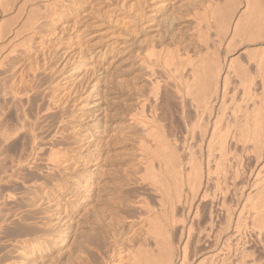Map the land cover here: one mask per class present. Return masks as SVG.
<instances>
[{
    "label": "rangeland",
    "instance_id": "374dc122",
    "mask_svg": "<svg viewBox=\"0 0 264 264\" xmlns=\"http://www.w3.org/2000/svg\"><path fill=\"white\" fill-rule=\"evenodd\" d=\"M225 5L229 7L232 5L233 9L229 8V10L233 11H228L229 15H226L229 16L228 20L226 17L227 22H223L222 24L220 22L221 20H219L221 19L220 11ZM262 6L264 10V0ZM245 7V0L55 1V5L46 11L47 14L45 13V16L41 20L43 21V27L41 28L43 30V36H41V40H34L35 42H32L31 45L34 46L33 44H35V46L30 50V53L19 55V58L8 61L6 63L7 65H5L7 67L0 68V77L2 78L0 79L7 85L9 83L10 85L13 83H23L32 92H35V94L33 93V99L39 97V100H34L36 104L33 102V99L31 100L33 104L27 103L28 106L32 105L31 108L26 106L27 110L29 108L27 112H29L28 115L31 116H29L31 119L39 117L37 122L39 119L40 121L37 123L38 125L36 124V129L38 130V127L40 131L43 129L41 131L42 133L39 131L41 133L39 137L41 138L42 148L46 146L44 150L42 149V156H40L38 161L34 162V164L32 163L33 166H29V164L20 165L22 170L21 167L13 165L8 154L16 158L21 155V148L26 149L27 144H25L26 141L23 135H20V138L17 137L11 140L6 145L7 147L4 149L8 151L7 156H2L3 158L0 156V169L4 167V169L2 168L0 170V264H136L137 262V264H166L165 257L163 258L162 253L168 245L172 248L171 251H173L174 257L180 256L181 247H178L177 243L181 235V225L179 226L181 223H176L175 220V229L172 228L169 232L164 231L165 233L163 234H169V236H165L166 238L169 237V239L163 238V235L160 237V233L163 230L158 231L164 219L158 214L159 211L157 208L159 204L157 205L158 201L156 200V198L158 199V194L151 192L153 190L149 189L151 187L148 184L150 183L148 179L152 170L151 166L153 167L152 175L153 172L158 171L157 166L159 164L155 162L158 160L154 158L153 163H150L151 166H149V163L147 165L143 160H138L139 157L137 158L136 156H139V154L136 155L137 150L135 148L133 149L131 141L124 143L121 140L122 124L127 118V115L144 100L150 91L151 84L147 82L150 77L145 73L147 72L146 68L140 65L139 60H146L147 57L144 55L151 49L148 46L154 47L151 50H154L153 52L156 56L159 54L158 52L161 53L158 55L161 60L164 57L167 59L171 57L167 60L168 64L164 69L162 68L164 66L163 60V64L161 63L160 65V63L157 64L155 63L156 61L153 60V62L148 58L151 63L153 62L155 64L154 66L156 67L153 66L154 70L157 69L154 71V77L157 78V75H159L161 80L167 79L168 76V79L172 78L171 74L174 73L169 74V72H171L170 70L172 68L173 70L175 68L171 64L176 66L177 71L180 67H183L180 68L181 72H177L178 75L188 73L187 71L192 68V65L193 67L199 66L201 71L203 69L202 72L204 74L212 66L210 71H215L216 66L220 70H223V74L225 73V76H228L226 82L230 84L227 87L230 93L228 91L227 94L231 96L227 95L225 96L226 98L224 97L226 104L223 103V106L225 110L222 109L223 113L228 115V117L226 115L225 117L223 114L222 120H227L230 117L227 123L233 122L234 120L239 121L247 111V120L251 122L250 116L252 112L258 109L257 107H260L262 102L259 109L262 108L264 110V99H261V96L264 98V32L256 41L249 40L248 35L245 32H240L237 28H235L236 31L234 32L233 16H238L240 13H243ZM253 9L255 11L254 14H257V9L254 7L249 11ZM211 17H214V20ZM216 20L220 23L221 28H219ZM223 26L227 27L222 29L224 28ZM221 30H223V34ZM236 32H240V34H236ZM203 36L208 39H204ZM250 38H254V36H250ZM205 44L208 46L206 45V47ZM201 46L203 49L200 48ZM36 49L37 51H34ZM165 51L168 54L164 53ZM172 58L174 59L173 62L170 61ZM183 59L185 60L183 61ZM168 61L172 62L170 63L172 68ZM201 62H203L202 66L205 65L203 68L200 66ZM213 62L214 64L218 63V65H214ZM13 64L15 65L13 66ZM207 65H210L208 66L210 68ZM27 67L30 69L28 70ZM247 81L250 82V85ZM242 82L244 83L243 85L241 84ZM245 85L249 86V88L247 87L248 90L250 89L249 91L252 90L251 88L254 85L252 91L257 97L253 98L255 96L252 94L253 92H249L248 94V90H244L247 89L244 88L246 87ZM234 87L236 88L235 91ZM245 91L247 94H245ZM250 94L253 96H250ZM259 96L260 100H263L262 102L260 101V104L258 102ZM244 97H247L246 99H249L251 102ZM251 97L256 104H252L253 100ZM242 99H244V102ZM23 102L25 103V99ZM136 102H139V104ZM58 104L62 107H58ZM46 107L48 110L43 109ZM89 108L95 109L96 114L104 115L102 120L105 123V127L103 132H99V135H91L88 130H85V128L87 129ZM244 108L245 110L242 111ZM229 114L236 115L230 116ZM239 115H241L240 118ZM231 118L235 119L231 120ZM11 119L10 121H13ZM222 122L226 123V121ZM225 123L221 124V127L223 126L222 129L226 127L224 126L226 125ZM57 124H62V128L60 127V129L63 133L61 130L59 132L57 131L55 134L56 139L54 141L51 140L53 142L56 141V144H51L50 135L55 130L54 128H57ZM94 129L92 128V131ZM60 132L61 134L58 135ZM45 136L46 138H44ZM50 144L55 145L56 151L58 150L52 163L48 159H45V157L48 158L47 153L50 152ZM248 144H252V142H248ZM8 145H11V148L9 147L10 149ZM192 145L194 154H196L192 156L193 158L197 156L194 159L192 158V160L197 162L199 152L195 148V144L192 143ZM251 146L248 148L251 149ZM237 148L238 153L240 148ZM152 149L154 147L150 150L152 151ZM10 151L12 154L9 153ZM232 155L230 165L234 163L231 165V169L233 168L235 170L230 169L227 171L226 175L230 176L224 179L226 181L225 185L221 183L220 186L222 187V192L228 191L225 194L227 199L225 200L228 202V207L234 217L228 227L222 217L219 216V219L217 217L218 220H216L215 227L217 229L220 228V232L216 236L217 240L213 237L208 243L202 238L204 234H201V229L208 225L209 214L212 213L213 216L219 215L217 213V207L214 206L215 208H211L209 206L210 201L208 197L201 200H191L193 202H191L192 204L188 201L185 203L186 206L185 204H176L173 210L175 212L172 211V214L177 216L178 219H180L179 216L182 218V223L186 226L190 221V210L192 208L195 209L194 205L197 210L199 209L197 211V217L192 222L194 226L192 225L190 239L193 238V241L191 240L188 244V247L190 246L187 248L189 254L188 251L186 252L187 257L189 256V260L187 259L188 264H219V259L218 261L217 259H213L214 253L217 251V248L223 245L225 239L228 240L225 242H229L231 239H234L233 236L235 235H237L235 236V241L233 240V242L231 240V244H236V247L238 246L239 248H237L240 251L245 249L243 252H246L245 255H247L241 264H264V150L257 156L258 158L253 155L246 156L242 154L244 155L242 156L240 153L239 155ZM234 155L238 157L235 156L238 160L233 159ZM141 165L143 167L145 166L146 169V166H149L151 168L148 167L150 171L147 169L146 171L149 172L146 173L145 168ZM140 174L142 176L146 175V178H143ZM10 175L14 176L11 177ZM210 185L208 188L209 194L212 192ZM211 186L214 187L213 184ZM226 186L227 191L224 190ZM183 187L186 191L188 190L187 185H183ZM213 187L212 190L214 189ZM145 204L152 211L153 209L154 211L156 210L157 217L155 220L161 217L158 221L162 222H160L161 225L158 222L152 221L154 219L148 220L149 222L147 221V214L143 208ZM188 204L193 206L187 212V208H190ZM254 204L255 206H253ZM256 205L258 209H255ZM245 213H248V215ZM167 214L168 216L170 215L169 212ZM142 216L146 218L144 217L145 219L143 220ZM175 216L174 218L177 219ZM247 216L250 217L248 218ZM154 222L159 226L157 227L159 229L155 230L156 225ZM245 222L247 223L245 224ZM28 224L29 226H27ZM147 224L151 225V228ZM185 226L181 237H185ZM259 226H262L263 230ZM148 228L151 230H148ZM62 229H64V232ZM155 231H158L159 234ZM154 234L156 239L160 238L155 240ZM211 241L212 245H210ZM157 243H160L158 244L159 246H155ZM246 249L249 250L246 251Z\"/></svg>",
    "mask_w": 264,
    "mask_h": 264
},
{
    "label": "bare ground",
    "instance_id": "6f19581e",
    "mask_svg": "<svg viewBox=\"0 0 264 264\" xmlns=\"http://www.w3.org/2000/svg\"><path fill=\"white\" fill-rule=\"evenodd\" d=\"M55 1L56 0H0V68L3 67H7L5 65H7L6 63L8 61H12L14 60V58H19L18 56L26 54V53H30V50L33 49V47L35 46V44H33L34 46H32V42L34 43V40H41V36L42 35V23L43 21L42 18L45 16L46 11H48L49 8L53 7L55 5ZM171 2V1H170ZM154 5V4H153ZM229 5V4H228ZM263 0H245V9L243 10V13H240L238 16H233V20H234V29L237 28L240 32H245L248 35V39L249 40H257V38H259L262 33L264 32V10H263ZM163 6V5H162ZM230 6V5H229ZM229 6H223L220 13H221V20L220 22L223 24V22H227L226 21V17L228 20L229 16H226L227 14L229 15L228 11L229 8H232ZM255 8L257 9L256 13L254 14L255 11L254 9L249 11L251 8ZM154 8V6H153ZM228 8V10H227ZM233 9V8H232ZM54 11V10H53ZM233 11V10H232ZM231 11V12H232ZM155 12V11H154ZM228 12V13H227ZM239 13V12H238ZM47 14V13H46ZM219 14V13H218ZM204 16V15H203ZM231 16V15H230ZM219 17V16H218ZM225 17V18H224ZM204 18V17H202ZM214 20V17H211ZM232 19V16L230 17ZM203 20V19H202ZM206 20V19H205ZM210 20V19H209ZM218 20V19H217ZM216 20V23H218ZM201 21V19H200ZM208 21V20H207ZM231 21V20H230ZM197 22V21H196ZM204 22V21H203ZM195 23V22H194ZM198 24V23H197ZM220 23H218L219 25ZM227 25V24H225ZM221 25H219V28ZM196 27V26H195ZM224 27V26H223ZM227 27V26H225ZM222 28V29H225ZM153 28V27H152ZM218 28V29H219ZM207 29V28H205ZM204 29V30H205ZM215 30V29H214ZM217 30V28H216ZM237 30V31H238ZM218 31V30H217ZM223 30H221L222 32ZM228 31V30H226ZM225 31V32H226ZM236 31V29L234 30V32ZM203 32V31H202ZM207 32V31H206ZM219 32V31H218ZM233 32V33H234ZM240 32H236L240 34ZM200 33V31H199ZM218 34V33H217ZM223 34V32H222ZM226 34V33H224ZM204 35V34H203ZM233 36V35H232ZM235 36V34H234ZM250 36H254V38H250ZM204 37V36H203ZM201 38V37H198ZM211 38V37H210ZM216 38V37H215ZM234 38V37H233ZM196 39V38H195ZM204 39H206L204 37ZM208 39V38H207ZM206 39V40H207ZM39 40V41H40ZM200 40V39H199ZM204 40V41H206ZM210 40V39H209ZM208 40V41H209ZM219 40V38H218ZM215 41V40H214ZM230 41V40H229ZM232 42V41H231ZM157 43V42H156ZM203 43V42H202ZM205 43V42H204ZM211 43V42H210ZM214 43V42H213ZM219 43V42H218ZM149 44V42H148ZM40 45V44H39ZM151 45V44H150ZM204 45V44H203ZM207 44H205L206 46ZM221 45V44H220ZM157 46V45H156ZM155 46V49H156ZM204 46V48H205ZM208 46V45H207ZM206 46V47H207ZM210 46V45H209ZM229 46V45H228ZM147 47V46H146ZM151 49H154V47H150ZM218 47V46H217ZM36 48V47H35ZM202 48V46L200 47ZM39 49V48H38ZM148 51L147 54L145 51V55L147 58L146 60L144 59H139L140 60V65L144 66L146 68L145 73H147L149 78V81L147 80V82H149V84H151L150 88H149V92L148 95L144 98V100L139 104V102H136L137 104H139L138 106H136L135 109H133L128 115L127 118L124 120L123 124H122V128H121V140L125 142L127 141H131V144L133 145V149L135 148L136 151V155L139 154V156H136L137 158L139 157L138 160H143V162H146V164L148 165V163L152 164L154 158H156L158 161V171L156 172L155 170H157L156 168H154L155 172L152 173L153 167L151 166V164L149 166H151L152 170L150 172V177L149 175H147L149 177V182L148 184H150L149 189H152L153 191L151 192H156L158 194V199L156 198V200L158 201L157 205L159 204V207L157 208L159 211V216H161L164 221L163 224L161 225L159 221V219H161V217L156 221L155 218L157 217L156 213L153 209H149V207L147 206V204H145L143 206L146 214H147V221L148 220H152L155 222H158V224L160 223L161 227L160 230H163V232L160 233V237L161 235H163V238H166L165 236L169 234L165 233V232H169L172 228L176 227L175 225V220L176 223L180 222L181 224H179V226L181 227V235L183 233V229L184 226L183 225V220L182 218L179 216L180 219H178L177 216H175L174 214H172V211L174 210L176 204H185L188 201L190 202V204H192L193 202L191 200H201V199H205V197L209 198V206L212 208L217 207V213H219V215L213 216L212 213L209 214L208 216V225L207 227H204L201 232V234L204 236L202 237L205 241H209L211 240V238H216V236H218L219 232H220V228H216V220L219 219V216L223 218L224 223L226 224V226L228 227L230 225V223H232V218L233 213L231 212L230 208L228 207V202H226V196L225 194H227V186L224 189L227 192H222V187L220 186L221 183L222 185H225V180L227 176L230 175H226L227 171H229L231 169V165L234 164L232 163L230 165V160L231 157H233L232 154H236L239 155V153L242 155H253V156H259L262 151L264 150V110L261 108L262 105V101L260 100V96H259V104L261 103L260 107L258 106V109H255L250 118H251V122L248 121V111L245 113V115L242 117V119L238 120H234L233 118H231V120H234L233 122H228V119H230V117L226 120H222L223 119V110H225L224 108V104H226L224 102V97L227 96L228 94V85L226 80H228V76L226 77L225 73L223 74V70H220L219 67H215V71H210L211 68L213 67L211 64V68L208 67L210 65H207L208 68H210V70H207V68L205 67L204 70L206 71V73L204 74L201 71V68L198 67H193V65L191 66L192 68H190L189 71H187L188 73L186 74H182V75H178V71H180V68L183 67H178V71L176 69V66H174L173 64H171L175 70H173V68L171 67L170 63L173 62V58L172 62H169L170 67L172 68L169 72V74L172 75V78L168 79L169 76L167 77V79L161 80V78H159V75H157L158 77L155 78L154 77V66L155 64L153 63L154 61H156L155 63L161 65L162 60H163V65L162 68L164 69L165 66L168 64L167 63V58H163L162 60L160 59V56L158 57L159 54H161L160 52H158L159 54L156 56V54H154V50ZM158 49V48H157ZM171 49V48H168ZM203 49V48H202ZM213 49V48H212ZM146 50V49H145ZM177 50V49H176ZM180 50V49H179ZM207 50V49H206ZM34 51H37L34 50ZM160 51V50H158ZM198 51V50H197ZM205 51V50H204ZM210 51V50H209ZM212 51V50H211ZM215 51V49H214ZM177 52V51H176ZM157 53V51H156ZM164 53H167L166 51ZM170 53V52H169ZM208 53V52H207ZM213 53V52H212ZM46 54V53H45ZM168 54V53H167ZM166 54V55H167ZM173 54V53H172ZM179 54V53H178ZM201 54V53H200ZM215 54V53H214ZM136 55V54H135ZM155 55V56H154ZM162 55H164L162 53ZM170 55V54H169ZM177 55V54H176ZM183 55V54H182ZM188 55V54H187ZM199 55V54H198ZM41 56V55H40ZM39 56V57H40ZM172 56V55H171ZM175 56V55H174ZM184 56V55H183ZM182 56V57H183ZM193 56V55H192ZM208 56V55H207ZM211 56V55H210ZM50 57V56H49ZM153 57V58H152ZM158 57V58H156ZM163 57V56H161ZM169 57V56H167ZM178 57V56H177ZM205 57V56H204ZM212 57V56H211ZM137 58V57H136ZM153 61L151 63V61ZM190 58V57H188ZM202 58V57H201ZM210 58V57H209ZM206 58V59H209ZM24 59V58H23ZM138 59V58H137ZM176 59V58H175ZM204 59V58H203ZM205 59V60H206ZM19 60V59H18ZM28 60V59H27ZM185 59H183L184 61ZM187 60V59H186ZM197 60V59H196ZM210 60V59H209ZM215 60V59H214ZM160 61V62H159ZM179 61V58H178ZM202 61V60H199ZM212 61V60H211ZM14 62V61H13ZM16 62V61H15ZM135 62V61H134ZM198 62V61H197ZM206 62V61H205ZM204 62V63H205ZM208 62V61H207ZM218 62V61H217ZM231 62V61H230ZM33 63V62H32ZM138 63V62H137ZM175 63V61H174ZM185 63V62H184ZM192 63V61H191ZM202 63L200 64V66H202ZM216 63V62H215ZM19 64V63H18ZM22 64V63H20ZM24 64V62H23ZM26 64V63H25ZM178 64V63H177ZM188 64V63H187ZM186 64V65H187ZM196 65H198L195 62ZM214 64V62H213ZM233 64V63H231ZM235 64V62H234ZM10 65V64H9ZM15 64H13L14 66ZM176 65V64H175ZM191 65V64H190ZM189 65V67H190ZM195 65V66H196ZM214 65H218L214 64ZM259 65V64H258ZM12 66V67H13ZM17 66V65H16ZM26 66V65H25ZM154 66V67H153ZM188 66V65H187ZM186 66V67H187ZM205 66V65H204ZM202 66V68L204 67ZM233 66V65H232ZM10 67V66H9ZM20 67V66H19ZM35 67V66H34ZM168 67V66H167ZM168 67V68H170ZM229 67V66H228ZM227 67V68H228ZM260 67V66H259ZM28 68V67H27ZM142 68V67H141ZM219 68V69H218ZM226 68V67H225ZM233 68V67H232ZM235 68V66H234ZM30 68H28L29 70ZM143 69V68H142ZM160 69V68H159ZM189 69V68H188ZM214 69V68H213ZM223 69V68H222ZM6 70V69H5ZM17 70V69H16ZM25 70V69H24ZM174 72H173V71ZM226 70V69H224ZM235 70V69H234ZM161 71V70H159ZM186 71V70H185ZM228 71V70H226ZM236 71V70H235ZM4 72V71H2ZM25 72V71H24ZM158 72V71H157ZM167 72V71H166ZM181 72V71H180ZM202 72V73H201ZM231 72V71H230ZM13 73V72H12ZM31 73V72H30ZM142 73H144L142 71ZM159 73V72H158ZM164 73V71H163ZM162 73V74H163ZM183 73V72H182ZM227 73V72H226ZM28 74V73H27ZM161 74V75H162ZM167 74V73H166ZM223 74V75H222ZM12 75V74H11ZM38 75V74H37ZM146 75V76H147ZM156 75V74H155ZM240 75V74H239ZM2 76V75H1ZM6 76V75H5ZM17 76V75H16ZM29 76V75H28ZM153 76V78H152ZM163 76V75H162ZM165 76V75H164ZM225 76V78H224ZM236 76V75H235ZM146 77V78H148ZM165 77V78H166ZM230 77V76H229ZM232 77V76H231ZM1 78V77H0ZM12 78V77H11ZM2 79V78H1ZM0 79V156H7V149L5 150L4 148L7 147L6 145L11 142V140L19 137L20 135H23L25 138V141L27 144L26 149L21 151V155L17 156L16 158L12 157L10 154H8V156H10V160L13 163V165L15 166H19L20 165H25V164H29V166H33L34 162L38 161V159L40 158L42 149L44 150V148H42L41 146V138L39 137V135L42 133L41 131L43 130H38L36 129L37 126L36 124L39 123V121L37 122L38 118L35 119H31L29 112V108H31V106H28L27 103H32L31 100L33 99V93L35 94V92L31 89L28 88V86H25L23 83L21 84H11L9 83V85H7L3 80ZM4 79V78H3ZM6 79V78H5ZM10 79V78H9ZM13 79V78H12ZM11 79V80H12ZM239 79V78H238ZM263 79V78H262ZM21 80V79H20ZM35 80V79H34ZM230 80V79H229ZM10 81V80H9ZM18 81V78H17ZM26 81V80H25ZM263 81V80H262ZM8 82V81H7ZM12 82V81H11ZM24 82V81H23ZM240 82V81H239ZM249 81H247L248 83ZM255 82V81H254ZM19 83V82H18ZM25 83V82H24ZM246 83V84H247ZM257 83V82H256ZM254 83V84H256ZM259 83V82H258ZM27 84V83H25ZM145 84V81H144ZM242 85L244 84L243 82L241 83ZM240 84V85H241ZM32 85V84H31ZM236 85V84H235ZM238 85V84H237ZM250 85V82H249ZM233 86V85H232ZM246 86V85H245ZM252 86V85H251ZM250 86V87H251ZM262 86V84H261ZM264 86V85H263ZM35 87V86H34ZM249 88V86H246L244 88ZM254 85L252 86V90H253ZM237 88V86H236ZM236 88L234 87V91L236 90ZM244 89V90H248ZM257 88V87H256ZM233 89V87H232ZM250 90V89H249ZM248 90V94L249 92H253L252 90L249 91ZM256 90V89H255ZM146 91V90H145ZM144 91V92H145ZM245 91V94H247ZM264 92V90H263ZM230 93V91H229ZM233 93V91H232ZM48 94V93H47ZM235 95V93H233ZM254 94V92L252 93ZM250 94V96L252 95ZM264 94V93H263ZM38 95V93H37ZM34 95V96H37ZM142 95V94H140ZM232 95V94H231ZM255 97H257L256 94H254ZM261 95V94H260ZM46 96V95H45ZM139 96V95H138ZM230 96V95H228ZM245 96V95H244ZM249 96V95H247ZM253 96V95H252ZM38 97V96H37ZM41 97V96H40ZM231 97V96H230ZM229 97V98H230ZM261 99H264L263 96H261ZM39 98V97H38ZM38 98H34L33 102L35 99ZM50 98V97H49ZM55 98V97H54ZM226 98V97H225ZM228 98V97H227ZM242 98V97H241ZM245 99L247 97H244ZM253 98L251 97V99L253 100ZM25 99V103L23 102V100ZM52 99V98H51ZM50 99V100H51ZM136 99V98H135ZM39 100V99H38ZM37 100V101H38ZM138 100V99H137ZM233 100V98H232ZM244 102V99H242ZM249 100V99H246ZM226 101V100H225ZM261 101V102H260ZM55 103V101H53ZM134 102V101H133ZM248 102V101H247ZM249 102H251L249 100ZM135 103V102H134ZM224 103V104H223ZM229 103V102H228ZM227 103V104H228ZM231 103V102H230ZM246 103V101H245ZM33 104V103H32ZM60 104V102H59ZM58 104V105H59ZM252 104H256L254 103V100L252 102ZM29 107L27 110V106ZM40 105V104H39ZM44 105V104H43ZM49 105V104H48ZM57 105V106H58ZM132 105V104H131ZM246 105V104H245ZM244 105V106H245ZM36 106V105H35ZM53 106V105H52ZM243 106V107H244ZM264 106V105H263ZM34 107V106H33ZM32 107V108H33ZM40 107V106H39ZM42 107V106H41ZM54 107V106H53ZM58 107H62L61 105H59ZM57 107V108H58ZM134 107V106H133ZM226 107V105H225ZM238 107V106H237ZM256 107V106H255ZM254 107V108H255ZM51 108V107H50ZM132 108V107H131ZM43 109H47L48 108H43ZM42 109V110H43ZM59 109V108H58ZM57 109V110H58ZM247 109V107H246ZM44 110V111H45ZM50 110V109H49ZM52 110V109H51ZM64 110V109H63ZM67 110V109H66ZM131 110V109H130ZM239 110V109H238ZM244 109H242V111H244ZM35 111V110H34ZM38 111V110H37ZM41 111V110H40ZM240 111V110H239ZM49 112V111H48ZM46 112V113H48ZM64 112V111H63ZM238 112V111H236ZM35 113V112H34ZM37 113V112H36ZM43 113V112H42ZM53 113V112H52ZM232 113V112H231ZM244 113V112H243ZM13 114V115H12ZM39 114V113H38ZM55 114V113H54ZM67 114V113H66ZM247 114V115H246ZM250 114V113H249ZM13 117H12V116ZM61 115H63L61 113ZM228 115L225 113L224 116ZM230 115V114H229ZM234 114H231L230 116H232ZM236 115V114H235ZM234 115V116H235ZM243 115V114H242ZM11 116V118H10ZM30 116V117H29ZM60 116V115H59ZM126 116V113H125ZM225 116V117H226ZM233 116V117H234ZM238 116V115H237ZM241 115H239L240 118ZM45 117V116H44ZM67 117V116H66ZM60 118V117H59ZM104 115H99L95 113V109L89 108V115H88V122H87V129L85 128V130H88L89 133H91V135H99L100 131L103 132L104 131V127H105V123L103 122ZM13 120V121H10ZM63 119V118H62ZM59 120V119H58ZM61 120V119H60ZM230 120V121H231ZM250 120V119H249ZM222 121H226L222 122ZM238 123H237V122ZM43 122V121H42ZM48 122V121H47ZM67 122V121H66ZM225 123L226 127H224V129H222L221 124ZM45 124V123H44ZM50 124V123H49ZM60 124V123H59ZM65 124V123H63ZM38 125V124H37ZM47 125V124H46ZM56 125V123H55ZM58 125V124H57ZM62 125V124H61ZM61 125H58L57 128H54L55 130L53 132H51L52 134L50 135L48 132V134L50 135V141L55 138V134L57 133V131L59 132ZM45 126V125H44ZM41 127V126H40ZM50 127V126H49ZM103 127V128H102ZM42 128V127H41ZM40 128V129H41ZM46 128V127H45ZM44 128V129H45ZM48 128V127H47ZM62 128V127H61ZM92 128L94 129L92 131ZM101 130H100V129ZM52 129V128H51ZM53 130V129H52ZM41 133H40V132ZM49 131V130H48ZM62 131V130H61ZM63 133V131H62ZM61 132L58 134L60 135ZM90 135V136H91ZM48 136V135H47ZM60 137V136H59ZM20 138V137H19ZM43 138V137H42ZM46 138V136L44 137ZM64 138V137H62ZM59 140V139H58ZM21 141V140H20ZM49 141V140H48ZM55 143V142H53ZM91 141V140H90ZM60 142V141H59ZM252 142V144H248ZM13 143V142H12ZM11 143V145H12ZM23 143V142H22ZM46 143V142H45ZM44 143V144H45ZM192 143H194L196 146L195 148L197 149V151L199 152V158H197V162L194 160H192L193 158V154H194V150H193V145ZM20 144V143H19ZM24 144V143H23ZM22 144V145H23ZM24 144V145H25ZM50 144V145H51ZM56 144V143H55ZM60 144V143H59ZM58 144V145H59ZM250 147L251 145V149L247 147ZM10 145V146H11ZM47 145V144H46ZM152 145V146H151ZM250 145V146H249ZM8 145V148L10 147ZM57 146V145H56ZM128 146V145H127ZM48 147V146H47ZM60 147V146H59ZM152 151L150 150L151 148H153ZM239 147V152L238 148ZM11 148V147H10ZM9 148V149H10ZM50 152L47 153V157H45V159H48V161H50L51 163L53 162L54 157L57 155V151L55 149V145H51L49 147ZM216 149V151H215ZM127 151V149H125ZM25 151V152H24ZM24 152V153H23ZM46 152V151H45ZM217 152V155H216ZM11 153V151L9 152ZM12 154V153H11ZM15 154V153H14ZM197 154V155H198ZM130 155V154H129ZM196 155V154H194ZM236 155H234L235 160L236 159ZM242 155V156H244ZM46 156V154H45ZM236 156V157H235ZM250 156V157H251ZM131 157V155H130ZM132 157H134V155H132ZM185 157V158H184ZM197 156H194V158ZM249 157V158H250ZM3 158V157H2ZM8 158V157H7ZM184 158V159H183ZM193 158V159H194ZM238 158V157H237ZM258 158V157H257ZM256 158V159H257ZM199 159V160H198ZM41 160V159H40ZM132 160V159H131ZM242 160V159H241ZM47 161V162H48ZM57 161V160H55ZM136 161V160H135ZM234 161V160H233ZM5 162V161H4ZM43 162V161H42ZM134 162V161H133ZM142 162V161H141ZM140 162V163H141ZM3 163V162H2ZM33 163V164H32ZM242 163V162H241ZM4 164V163H3ZM57 164V163H56ZM146 164H142V165H146ZM155 164V163H154ZM238 164V163H237ZM5 165V164H4ZM11 165V164H10ZM40 165V164H39ZM58 165V164H57ZM56 165V166H57ZM139 165V163H138ZM141 165V166H142ZM43 166V165H42ZM55 166V165H54ZM140 166V165H139ZM149 166H146L147 169ZM9 167V166H8ZM40 167V166H39ZM130 167V166H129ZM134 167V165H133ZM138 167V166H137ZM143 167V166H142ZM155 167V166H154ZM240 167V166H239ZM243 167V166H242ZM4 169V167H2ZM2 168L0 170H2ZM36 168V167H35ZM58 168V167H57ZM64 168V167H63ZM135 168V167H134ZM145 168V166L143 167ZM150 168V167H149ZM150 168V169H151ZM236 168V167H235ZM10 169V168H9ZM37 169V168H36ZM46 169V168H45ZM48 169H52V168H48ZM47 169V171H48ZM55 169V168H53ZM145 168V171L147 170ZM150 169H148L150 171ZM18 170V169H16ZM22 170V167H21ZM41 170V169H40ZM61 170V167H60ZM139 170V169H138ZM231 170H235V169H231ZM239 170V169H238ZM241 170V169H240ZM15 171V170H14ZM20 171V169H19ZM51 171V170H50ZM135 171V169H134ZM141 171V169H140ZM139 171V172H140ZM149 171H146V173H148ZM2 172V171H1ZM18 172V171H17ZM23 172V171H22ZM32 172V171H31ZM226 172V173H225ZM235 172V171H234ZM233 172V173H234ZM3 173V172H2ZM9 173V172H8ZM24 173V172H23ZM45 173V172H44ZM56 173V172H55ZM4 174V173H3ZM10 174V173H9ZM12 174V173H11ZM26 174V173H25ZM136 174V173H135ZM143 174V173H142ZM230 174V172H229ZM258 174V173H256ZM141 175V174H140ZM145 175V174H144ZM234 175V174H233ZM4 176V175H3ZM11 176V175H10ZM14 176V175H12ZM11 176V177H12ZM18 176V175H17ZM16 176V177H17ZM52 176V175H51ZM142 176V175H141ZM257 177V175H255ZM2 177V176H1ZM49 177V176H48ZM53 177V176H52ZM143 178H146L145 176H142ZM141 177V180H142ZM147 177V178H148ZM7 178V177H6ZM10 178V177H9ZM43 178V177H42ZM46 178V177H45ZM134 178V177H132ZM140 178V177H139ZM5 179V178H4ZM19 179V178H18ZM26 179V178H25ZM137 179V178H136ZM9 180V179H8ZM27 180V179H26ZM41 180V179H40ZM46 180V179H44ZM144 180V179H143ZM224 180V182H222ZM262 180V179H260ZM259 180V181H260ZM14 181V180H13ZM47 181V180H46ZM146 181V179H145ZM232 181V179H231ZM35 182V181H34ZM143 182V181H142ZM257 182V180H256ZM1 183V182H0ZM23 183V182H22ZM209 184H213V186L210 185V189H211V193H208V188H209ZM227 184V183H226ZM230 184V183H229ZM256 184V183H255ZM254 184V185H255ZM183 185H187L188 186V190L186 191L183 187ZM122 186V185H121ZM212 187L214 188L212 190ZM225 187V186H223ZM209 189V190H210ZM227 189V190H226ZM241 189V188H240ZM239 189V190H240ZM90 190V189H89ZM236 190V189H235ZM91 191V190H90ZM237 191V190H236ZM241 191V190H240ZM70 193V192H69ZM155 193V195H157ZM241 193V192H240ZM140 194V193H139ZM239 194V193H238ZM138 195V194H137ZM241 195V194H240ZM8 196V195H7ZM152 196V195H151ZM145 197V196H144ZM150 197V196H149ZM157 197V196H155ZM241 197V196H240ZM33 198V197H32ZM196 198V199H195ZM261 198V197H260ZM226 199V200H225ZM229 200V199H228ZM258 200V199H257ZM135 201V200H134ZM147 201V200H146ZM253 201V200H252ZM259 201V200H258ZM257 201V202H258ZM155 202V201H154ZM192 202V203H191ZM199 202V201H198ZM207 202V201H206ZM256 202V203H257ZM261 202V201H260ZM4 203V202H3ZM122 203V201H121ZM124 203V201H123ZM197 203V202H196ZM125 204V203H124ZM253 204V203H252ZM264 204V203H263ZM28 205V204H27ZM37 205V204H36ZM189 205V204H188ZM234 205V204H233ZM258 205V203H257ZM256 205L255 209H258ZM262 203L260 204V208H261ZM1 206V205H0ZM92 206H94L92 204ZM186 206V204H185ZM193 206V205H192ZM191 205H189V209L187 208V212L191 209L192 207ZM208 206V207H209ZM215 206V207H214ZM237 206V205H236ZM235 206V207H236ZM245 206V205H243ZM255 206V204L253 205ZM139 207V206H138ZM198 207V206H197ZM231 207V206H230ZM155 208V207H154ZM180 208V207H177ZM195 209H191L190 210V221L189 224L185 226V237H181L178 240V247H181V253L180 256L174 257L173 255V251H171L172 248L168 247L166 249H164L162 255L163 258L165 257V263L166 264H188V257H187V251L189 254V250H187L188 244L190 243V241L193 239L191 238L192 235V222L193 219L197 217V210L196 206L194 205ZM241 208H243L241 206ZM254 208V207H253ZM259 208V209H260ZM36 209V208H35ZM93 209V208H92ZM130 209V208H129ZM133 209V208H132ZM232 209V208H231ZM252 209V208H251ZM254 209V210H255ZM2 210V209H1ZM5 210V209H4ZM27 210V209H26ZM131 210V209H130ZM182 210V208H181ZM180 210V211H181ZM263 210V208H262ZM129 211V210H128ZM135 211V210H134ZM132 211V212H134ZM177 211V210H176ZM211 211V210H210ZM234 211V210H233ZM238 211V210H237ZM241 211V210H240ZM1 212V211H0ZM3 212V211H2ZM8 212V211H7ZM27 212V211H26ZM130 212V211H129ZM167 212L170 213V215L168 216ZM175 212V211H173ZM179 212V211H178ZM212 212V211H211ZM247 212V211H246ZM249 212V211H248ZM258 212V210H257ZM261 212V210H260ZM264 212V211H263ZM9 214V213H7ZM23 214V213H22ZM142 214V213H140ZM153 214V215H152ZM155 214V215H154ZM189 214V215H190ZM199 214V213H198ZM214 214V213H213ZM239 214V213H238ZM246 214V213H245ZM250 214V213H249ZM262 214V212H261ZM260 214V215H261ZM5 215V214H4ZM248 215V213L246 214ZM254 215V214H253ZM259 215V214H258ZM264 215V213H263ZM7 216V215H5ZM15 216V214H14ZM136 216V215H134ZM152 216V217H150ZM158 216V217H159ZM177 217V219L174 218ZM187 216V215H186ZM237 216V213H236ZM241 216V215H240ZM257 216V215H256ZM255 216V217H256ZM19 217V216H18ZM140 217V215H139ZM145 217V216H144ZM142 216V219L144 220V218ZM218 217V219H217ZM248 217V216H247ZM250 217V216H249ZM248 217V218H249ZM264 217V216H263ZM25 218V217H24ZM56 218H58V216H56ZM220 218V219H222ZM240 218V217H239ZM243 218H245L243 216ZM23 219V218H22ZM33 219V218H32ZM198 219V218H197ZM29 220V219H28ZM31 220V219H30ZM195 220V219H194ZM244 220V219H241ZM5 221V220H3ZM247 221V219H246ZM2 222V221H1ZM149 222V221H148ZM154 222V223H155ZM195 222V221H194ZM220 222V221H218ZM243 222V221H242ZM241 222V223H242ZM264 222V220H263ZM262 222V224H263ZM39 223V222H38ZM147 223V222H146ZM151 223V222H150ZM153 223V222H152ZM205 223V224H206ZM235 223V222H233ZM247 222H245L246 224ZM25 225V224H24ZM23 225V226H24ZM149 227L151 225L147 224ZM154 225V224H153ZM156 225V223H155ZM154 225V226H155ZM14 226V225H13ZM29 226V224L27 225ZM154 226H152L154 228ZM194 226V225H193ZM199 226V225H198ZM246 226V225H245ZM244 226V227H245ZM248 226V225H247ZM159 226L156 225L155 230L159 229L157 228ZM260 227V226H259ZM39 228V227H38ZM151 228V227H150ZM150 228H148V230H151ZM226 228V227H225ZM243 228V227H242ZM262 228V226L260 227ZM13 229V228H12ZM31 229V228H30ZM146 229V228H145ZM175 229V228H174ZM178 229V228H176ZM228 229V228H227ZM259 229V228H258ZM27 230V229H26ZM32 230V229H31ZM35 230V229H33ZM146 230V231H148ZM154 230V229H153ZM194 230V229H193ZM199 230V231H201ZM243 230V229H242ZM246 230V229H244ZM261 230V229H259ZM263 230V228H262ZM16 231V230H15ZM62 231L64 232V229H62ZM158 231H155L159 234ZM165 231V232H164ZM175 231V230H173ZM172 231V232H173ZM196 231V229H195ZM233 231V230H232ZM238 231V230H237ZM235 231V232H237ZM247 231V230H246ZM258 231V230H257ZM264 231V230H263ZM19 232V231H18ZM17 232V234H19ZM25 232V231H24ZM151 232V231H150ZM170 232V233H172ZM194 232V231H193ZM234 232V231H233ZM239 232V231H238ZM15 233V232H14ZM32 233V232H31ZM147 233V232H146ZM149 233V232H148ZM199 234V232H197ZM241 233V232H240ZM239 233V234H240ZM248 233V232H247ZM16 234V233H15ZM24 234V233H22ZM194 234V233H193ZM236 234V233H234ZM263 234V233H262ZM243 235V234H242ZM245 235V234H244ZM256 235V234H255ZM155 236V234H154ZM200 236V235H199ZM233 236V235H232ZM237 236V235H235ZM235 236L234 237V241H235ZM239 236V235H238ZM257 236V235H256ZM147 237V236H146ZM159 237V238H160ZM231 237V236H230ZM232 237V238H233ZM158 238V239H159ZM196 238V237H195ZM238 238V237H237ZM242 238V237H241ZM244 238V236H243ZM247 238V237H246ZM256 238V237H255ZM145 239V238H144ZM156 239L155 236V240ZM162 239V238H161ZM166 239H169L166 238ZM163 240V239H162ZM199 240V239H197ZM202 240V239H201ZM232 240V239H231ZM230 240V241H231ZM232 240V241H233ZM239 240V239H236ZM246 240V239H245ZM21 241V240H20ZM193 241V240H192ZM203 241V240H202ZM228 240H224L223 245L220 246V248H217V251L214 253V256H216V258L213 259H219L218 263L219 264H237V263H243L246 252H243L242 249L241 251L236 247V244L229 242H225ZM233 241V242H234ZM258 241V240H257ZM261 241V240H260ZM50 242V241H49ZM156 242H160V241H156ZM162 242V241H161ZM199 242V241H198ZM201 242V241H200ZM262 242V241H261ZM206 243V242H205ZM209 243V242H208ZM217 243V242H214ZM213 243V244H214ZM242 243V242H241ZM263 243V242H262ZM155 244V243H154ZM157 243V245L155 246H159ZM163 244V242H162ZM161 244V246H162ZM169 244V243H168ZM212 245V241L211 244ZM220 245V244H219ZM235 245V246H234ZM160 246V247H161ZM167 246V245H166ZM165 246V247H166ZM172 246V245H171ZM193 246V245H192ZM214 246V245H213ZM240 246V245H239ZM163 247V246H162ZM177 247V248H178ZM209 247V246H208ZM245 247V246H244ZM192 248V247H191ZM263 249V248H262ZM158 250V249H157ZM163 250V249H161ZM160 250V251H161ZM249 249H246V251ZM263 252V251H262ZM161 253V252H160ZM238 254L236 257L235 255ZM248 254V253H247ZM253 254V253H252ZM161 255V256H162ZM249 256V255H248ZM251 256V255H250ZM135 257V256H134ZM253 257V256H251ZM250 257V258H251ZM154 258V257H153ZM140 259V258H139ZM212 259V260H213ZM248 259V257H247ZM143 260V259H141ZM156 260V259H155ZM189 260V259H188ZM215 261V260H214ZM236 261V262H235ZM138 263V262H137ZM136 263V264H137ZM164 263V262H163ZM217 263V262H216ZM264 263V262H263ZM110 264V263H109ZM142 264V263H140Z\"/></svg>",
    "mask_w": 264,
    "mask_h": 264
}]
</instances>
